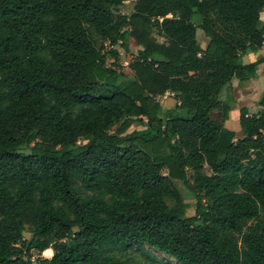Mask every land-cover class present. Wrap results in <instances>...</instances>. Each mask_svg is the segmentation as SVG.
<instances>
[{
	"label": "trees",
	"instance_id": "trees-1",
	"mask_svg": "<svg viewBox=\"0 0 264 264\" xmlns=\"http://www.w3.org/2000/svg\"><path fill=\"white\" fill-rule=\"evenodd\" d=\"M127 1L0 0V264H134L142 246L264 264V91L240 138L218 99L264 71L241 62L264 47V0Z\"/></svg>",
	"mask_w": 264,
	"mask_h": 264
},
{
	"label": "rangeland",
	"instance_id": "rangeland-1",
	"mask_svg": "<svg viewBox=\"0 0 264 264\" xmlns=\"http://www.w3.org/2000/svg\"><path fill=\"white\" fill-rule=\"evenodd\" d=\"M134 0H128L123 4L122 7L119 8V11L122 14L129 15L132 11V4ZM193 23L198 26L200 24V18L197 15H194ZM261 21L264 22V13L261 14ZM196 39L197 41L204 47L205 41L208 39L203 36L202 31L197 28L196 30ZM119 56L118 63L122 69H126V66L129 62H131L132 58L136 55L138 47L134 44L132 40H130V51L125 52L122 48L116 47ZM259 58V57H258ZM242 64H248V62L242 60ZM112 60L109 59L107 61V65L111 64ZM258 77L256 79L250 80L245 83H239L236 79H232L231 83L223 88V90L218 95V99L221 104L227 103L230 107L228 120L225 121L224 127L228 130L234 131L237 138H240L241 130L239 126V110L244 107L247 109L248 114L257 113L260 108L257 105L258 100L263 94L264 91V77L263 72L258 70ZM172 96L167 94L164 97H159L158 101L164 109L173 107L174 102L171 100ZM213 119H218V111H213L211 114ZM132 127L131 129H133ZM140 129V127L136 128ZM205 172L209 174L208 169H205ZM191 183V181H190ZM176 188L182 195L183 201L188 205V209L186 210L187 216L194 215L195 209V197L192 192L186 189L182 183L175 182ZM168 205H172V202L168 201ZM24 240L29 241L31 235L28 232L23 234ZM32 261L34 264H38L39 259L42 258H50L52 255V251H46L44 253L38 254L37 252L32 251ZM126 258H128L134 264H162V263H171L176 264V262L162 254L159 253L148 246L142 247H132L126 253Z\"/></svg>",
	"mask_w": 264,
	"mask_h": 264
},
{
	"label": "crops",
	"instance_id": "crops-1",
	"mask_svg": "<svg viewBox=\"0 0 264 264\" xmlns=\"http://www.w3.org/2000/svg\"><path fill=\"white\" fill-rule=\"evenodd\" d=\"M197 36V35H196ZM206 44H207V40L205 41V43H204V47L206 46ZM201 45V44H200ZM202 46V45H201ZM261 58V57H264V47H262L259 51H257L256 53H251V52H247V54L246 55H244L243 57H242V59H241V61L242 60H244V61H246V62H248V64L249 63H252V62H255L256 60H258L259 58ZM258 70H261L262 72H263V77H264V71L262 70V67L260 66L259 67V69ZM258 75H259V73H258V71H257V75H256V77H258ZM256 77H254V78H252L251 80H253V79H256ZM250 81V80H249ZM165 95H167V94H165ZM164 97V96H163ZM174 103H175V101H174V99L172 98L171 99ZM174 105V104H173ZM52 251L51 249H47V251ZM52 256V255H51Z\"/></svg>",
	"mask_w": 264,
	"mask_h": 264
}]
</instances>
